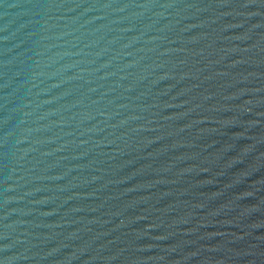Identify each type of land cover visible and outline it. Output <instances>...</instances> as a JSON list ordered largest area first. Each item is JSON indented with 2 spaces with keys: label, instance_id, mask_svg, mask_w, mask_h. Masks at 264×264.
Listing matches in <instances>:
<instances>
[{
  "label": "water",
  "instance_id": "1",
  "mask_svg": "<svg viewBox=\"0 0 264 264\" xmlns=\"http://www.w3.org/2000/svg\"><path fill=\"white\" fill-rule=\"evenodd\" d=\"M0 264H264V0H0Z\"/></svg>",
  "mask_w": 264,
  "mask_h": 264
}]
</instances>
